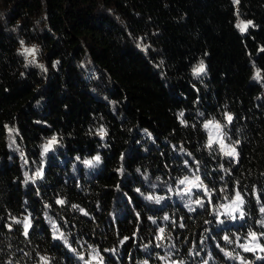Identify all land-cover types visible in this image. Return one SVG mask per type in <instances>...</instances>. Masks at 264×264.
<instances>
[{
    "label": "trees",
    "instance_id": "1",
    "mask_svg": "<svg viewBox=\"0 0 264 264\" xmlns=\"http://www.w3.org/2000/svg\"><path fill=\"white\" fill-rule=\"evenodd\" d=\"M3 11L15 29L0 22V264H83L89 247L102 264H229L222 236L264 212V0H0ZM236 18L251 23L241 32ZM21 42L43 51L46 73ZM204 119L224 121L235 157L209 147ZM193 167L210 202L194 193L192 211L169 187ZM236 192L243 223L215 230L212 205Z\"/></svg>",
    "mask_w": 264,
    "mask_h": 264
},
{
    "label": "rangeland",
    "instance_id": "2",
    "mask_svg": "<svg viewBox=\"0 0 264 264\" xmlns=\"http://www.w3.org/2000/svg\"><path fill=\"white\" fill-rule=\"evenodd\" d=\"M233 3H236V0H232ZM0 15V22L3 28H6L7 31H12V29H15V27H12L10 16L7 12L3 11ZM249 20L244 18H236L235 25L236 27L241 31V25H247ZM245 27V29H246ZM244 29V31H245ZM242 32V31H241ZM33 44L28 45L25 42H21L19 44V52L24 57L25 62L27 64H31L36 66L40 71L46 73L47 65L45 64V60L43 59V51L40 49L39 51L36 50L35 46H32ZM24 49H35L34 55L28 54L24 51ZM227 116H230L229 113H226L224 118L225 122H228ZM224 121L214 120V119H204L202 122L203 128L206 132V139L208 142L216 143L218 146V149L226 154L228 151H231L232 149L235 150V147L233 144L229 143L223 136L222 133V127H223ZM205 125H208L205 127ZM7 141L11 145V147H15V139H14V129L11 127H7ZM53 141V138L48 139L45 144L48 145L50 142ZM236 155V151H235ZM235 155H231L234 156ZM26 163V162H25ZM199 177L198 174L195 171V168L193 167V170L189 171V175L186 176L187 181L184 184L176 185V187H169L170 191L175 192L174 200L177 203H181L182 206H185L187 210H194L196 200H201L204 198L200 196H194V193H203L205 194V198L207 199V203L210 202V198L208 197V191L206 189V186L200 181V178L197 180L196 178ZM183 178L182 180H185ZM166 191L167 188L165 189ZM169 191V192H170ZM236 194L233 195V197L228 200L224 201L221 204L216 203L212 205V213L213 214V224L215 230L218 227H223L224 224H226L228 221H232L231 225H234L235 223L233 221H238L239 225L243 223V220H241L242 216V209L241 204L239 201L236 200ZM241 198V197H240ZM202 201V200H201ZM176 203V204H177ZM197 207V206H196ZM241 220V222H239ZM253 229L249 230L245 234L235 232L232 237L227 236V240L225 239V236L223 235L222 238H224V242L229 246L228 248H221L222 253L225 254V259L228 261L229 264H232V262H235L237 264H252L255 261L264 259V250H261L264 248V212L260 213L259 215H256L254 221H253ZM238 226V225H237ZM208 233H213V231H208ZM250 233H255L257 236L256 241H252L250 237ZM213 237V235L211 234ZM201 244V241L198 242V245ZM259 244L260 247H257L256 245ZM246 248L251 250H245ZM230 249V251H229ZM245 253V254H244ZM240 254L244 255V257L240 256ZM237 256V258L235 257ZM248 257V258H247ZM228 258V259H227ZM160 260V259H159ZM209 261V257L202 260H198L195 263L196 264H204L205 261ZM85 264H102V260H100L99 255L95 251V249H92L89 247V250L87 252V256L84 257ZM161 264H181L180 260L178 259H162L160 260Z\"/></svg>",
    "mask_w": 264,
    "mask_h": 264
},
{
    "label": "snow or ice",
    "instance_id": "3",
    "mask_svg": "<svg viewBox=\"0 0 264 264\" xmlns=\"http://www.w3.org/2000/svg\"><path fill=\"white\" fill-rule=\"evenodd\" d=\"M237 2H238V0H237ZM248 23H251V22L249 21ZM240 27H241V31H244V29H245L246 26L245 25H241ZM24 51L26 53L32 54V55H34V53H35V49H24ZM203 71H204V65H203V63H201L197 68L194 69V73L195 74H199V73H201ZM227 119L229 121H231L232 117L231 116H227ZM207 126L208 125H205V127H207ZM54 140H55V138H53V141L52 142H54ZM52 142H50V143H52ZM211 143L212 142L210 141L209 142V147H211ZM226 154L227 155H235V150L232 149L231 151H228ZM196 179L198 180L199 177H197ZM186 181H187V178H185V180H181L180 183L181 184H184ZM236 200L239 201L240 203H243L242 199L240 198V194L239 193L236 194ZM58 202L59 203H62V201H58ZM262 211H264V209H262ZM161 231H163V229H161ZM250 237H251L252 241H256L257 240V236H256L255 233H250ZM225 239L227 240L228 238L225 237ZM256 246L257 247H260L259 244H257ZM245 250H251V249L246 248ZM261 250H264V248H262Z\"/></svg>",
    "mask_w": 264,
    "mask_h": 264
}]
</instances>
